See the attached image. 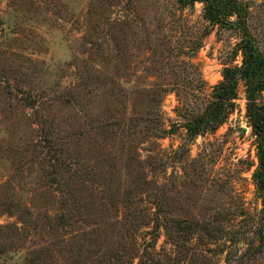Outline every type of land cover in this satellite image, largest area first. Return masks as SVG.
Listing matches in <instances>:
<instances>
[{
  "label": "rangeland",
  "instance_id": "rangeland-1",
  "mask_svg": "<svg viewBox=\"0 0 264 264\" xmlns=\"http://www.w3.org/2000/svg\"><path fill=\"white\" fill-rule=\"evenodd\" d=\"M239 1L264 51V0ZM237 40L201 3L0 0V264H238L262 207L243 87L213 133L191 138L183 114L240 63ZM161 155L166 171L151 166ZM144 177L154 187L132 190ZM239 203L245 214L218 217ZM163 217L190 236L150 233ZM199 220L225 230L206 236Z\"/></svg>",
  "mask_w": 264,
  "mask_h": 264
},
{
  "label": "trees",
  "instance_id": "trees-1",
  "mask_svg": "<svg viewBox=\"0 0 264 264\" xmlns=\"http://www.w3.org/2000/svg\"><path fill=\"white\" fill-rule=\"evenodd\" d=\"M177 2L181 9L184 7H194L195 3H201L203 6V18L209 26H219L233 30L238 35V40L235 43L230 58L236 60L239 57L240 63H224L221 71L222 79L212 87V92L209 99L205 102L203 111L195 113L189 109L188 112H183V114L187 116L188 121L184 126L187 135L191 138L197 135L213 133L227 121L236 109L240 108L237 100L240 98L239 90L243 87L245 96L244 115L254 136L255 156L257 160L252 172V180L262 207L254 229V240L252 239V241L248 242L245 250L235 258V261L238 264H251L249 262L250 258H254L256 253L264 251V51L259 45L258 35L253 32L252 6L250 2L239 0H177ZM171 158L172 156L169 155H161L160 159L162 162L158 164L153 163L151 166L153 169L158 170L161 167L162 170L166 171L170 164L169 159ZM60 165H62V162H59V165L55 164L52 170L48 172L50 175L54 174V177L49 178V181L52 183L56 181V175L59 172L58 166ZM58 182L60 183V181ZM164 184H166V178L162 182V185ZM145 185L146 187H154V181L144 177L134 185L135 187L132 190L141 191ZM158 187L155 185L152 191ZM153 194H156V192ZM148 195L147 193L145 196ZM130 198L131 195L128 196V200ZM133 198L130 202L135 207L133 208L134 210L145 198L138 197L137 195ZM120 202L122 203V200ZM161 204L163 203L157 200L159 209L156 211V214L163 211L160 206ZM225 210L223 209V213L226 215L220 214L218 215L219 218H228V220L232 221L237 216L245 214L240 203L231 212ZM230 217L231 219H229ZM158 226L159 228H164L166 237L169 239L172 238V231L174 230L181 231L184 229V232H190L183 228L184 226L179 218L169 220L168 217H163V219H159L155 229L150 231V233L157 232L158 228L156 227ZM195 226H201L200 231H203L206 236H213V234L221 235L225 230L223 225H213L212 222L207 220H199L195 223ZM144 254H147L149 257V252L142 253L140 264H153L151 258L144 259ZM103 264H106V262H103ZM116 264H124L122 256H120ZM156 264L158 263L156 262ZM226 264H230L228 258L226 259Z\"/></svg>",
  "mask_w": 264,
  "mask_h": 264
}]
</instances>
